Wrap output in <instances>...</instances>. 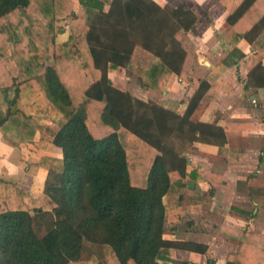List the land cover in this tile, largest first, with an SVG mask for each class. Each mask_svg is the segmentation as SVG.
I'll return each instance as SVG.
<instances>
[{"label": "trees", "instance_id": "16d2710c", "mask_svg": "<svg viewBox=\"0 0 264 264\" xmlns=\"http://www.w3.org/2000/svg\"><path fill=\"white\" fill-rule=\"evenodd\" d=\"M259 1L240 0L228 18L249 42L264 29L263 16L243 31ZM80 4L86 24L58 44L59 23L75 14L72 0H0V91L7 103L0 130L20 142L39 133L63 151L62 158H42L48 175L39 196L0 179V264H196L174 260L171 250L207 254V245L164 234L185 218L186 150L195 142H227L222 127L192 120L210 82H201L180 115L133 97L108 72L125 71L157 90L172 74L191 83L197 50L188 33L200 18L185 3ZM9 54L13 75L2 60ZM240 235L227 264H264V250L247 244L250 233Z\"/></svg>", "mask_w": 264, "mask_h": 264}, {"label": "crops", "instance_id": "0c3cea01", "mask_svg": "<svg viewBox=\"0 0 264 264\" xmlns=\"http://www.w3.org/2000/svg\"><path fill=\"white\" fill-rule=\"evenodd\" d=\"M72 1L75 14L59 23L64 32L57 36L58 44L67 42L78 25L87 22L80 0ZM155 1L161 6L168 3ZM239 2L180 0L179 4H171L185 3L200 18L196 31L188 33L197 50L196 68L189 71L191 83L172 74L162 90L145 87V91H132L143 101L156 102L184 115L201 82L207 80L210 88L192 120L211 122L227 135L224 145L195 142L185 152L187 177L182 183L187 187L181 191L185 218L177 229L167 230L164 238L205 244L208 252L172 249V258L177 261L227 264L241 231L250 233L247 244L252 249L264 250V29L257 37L251 34L253 42L234 33L228 18ZM108 5L106 2V9ZM263 16L264 0H260L254 15L243 21V31L247 33ZM152 61L156 63L157 59ZM108 76L126 89L123 81H129V76L125 71L109 69ZM0 94V111H5L7 103ZM153 96H160L159 101ZM43 157L62 158L63 151L41 139L39 133L32 141L20 142L10 131L0 130V179L41 195L48 175V169L41 166Z\"/></svg>", "mask_w": 264, "mask_h": 264}, {"label": "rangeland", "instance_id": "374dc122", "mask_svg": "<svg viewBox=\"0 0 264 264\" xmlns=\"http://www.w3.org/2000/svg\"><path fill=\"white\" fill-rule=\"evenodd\" d=\"M160 1H162V3H165V2H168L167 3V5L169 4H179V2H180V0H160ZM166 6V5H165ZM108 7H109V5H108ZM196 31V30H195ZM190 38V37H189ZM12 57H11V54H9V55H7V56H5V57H3L2 58V60H3V63L5 64V66H7V68L9 69V71H10V74L11 75H13L15 72H16V64L12 61V59H11ZM134 71H136L137 72V69L135 70V69H133ZM139 72V71H138ZM127 75H129V74H127ZM128 77V76H127ZM129 78V81H123L124 83H123V85L125 86V88L127 89V91L133 96V97H135L134 96V94L132 93V91L133 90H135L136 88H138V89H140V90H144V88H145V84H143L144 82H145V80L146 79H142V80H140L141 81V83L137 80L136 81V79H135V77L134 76H129L128 77ZM144 78H146V77H144ZM141 84H143V86L141 85ZM120 87V86H119ZM125 89V90H126ZM145 91V90H144ZM13 95V93L11 92L10 93V96H12ZM0 96H1V94H0ZM152 97V96H151ZM150 97V98H151ZM135 98H137V97H135ZM153 98L154 99H156L157 101H159V99H160V96H158L157 98L155 97V96H153ZM2 99V96L0 97V100ZM130 139H132L130 136L127 138V141H126V143H127V145L128 146H132V144H131V141H130ZM46 222V221H45ZM40 230H43L41 233H40V235H43L44 234V232H45V228H42V229H40ZM88 249V248H87ZM93 254H97V251H96V248L95 249H93V250H87L86 252H85V254H84V259L86 258V260H90V258H93Z\"/></svg>", "mask_w": 264, "mask_h": 264}, {"label": "built area", "instance_id": "2783aa9c", "mask_svg": "<svg viewBox=\"0 0 264 264\" xmlns=\"http://www.w3.org/2000/svg\"><path fill=\"white\" fill-rule=\"evenodd\" d=\"M181 81V80H180Z\"/></svg>", "mask_w": 264, "mask_h": 264}, {"label": "water", "instance_id": "95a60500", "mask_svg": "<svg viewBox=\"0 0 264 264\" xmlns=\"http://www.w3.org/2000/svg\"><path fill=\"white\" fill-rule=\"evenodd\" d=\"M192 185V184H191Z\"/></svg>", "mask_w": 264, "mask_h": 264}]
</instances>
